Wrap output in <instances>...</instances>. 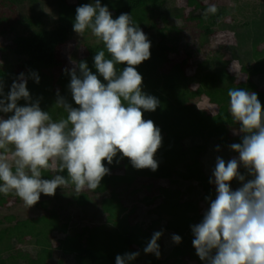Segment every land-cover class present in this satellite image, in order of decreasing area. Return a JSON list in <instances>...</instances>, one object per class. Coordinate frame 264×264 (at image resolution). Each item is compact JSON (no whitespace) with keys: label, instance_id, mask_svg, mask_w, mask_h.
I'll list each match as a JSON object with an SVG mask.
<instances>
[{"label":"trees","instance_id":"obj_1","mask_svg":"<svg viewBox=\"0 0 264 264\" xmlns=\"http://www.w3.org/2000/svg\"><path fill=\"white\" fill-rule=\"evenodd\" d=\"M90 2L94 0H0V35H18L16 44L10 47L11 55L18 58V63L15 68L0 66V81L7 94L13 81L23 73L30 102H39L41 110L48 112L53 121L67 116L62 108L57 107L58 99L63 98L72 107H77L68 87L70 75L66 70L72 68L63 67L58 61L57 48L72 40L80 41L86 48V55L78 57L75 53L73 66L86 62L93 74L98 75L94 56L104 50L103 44L85 43L90 31L83 35L73 31L76 8ZM231 2V6L216 5L217 13L208 14L205 19L210 0L207 3L184 0V6L180 8L176 7L177 0H100L113 19L121 14L131 15L133 23L151 42L150 58L136 70L143 77L142 91L159 101L154 112L143 113V119L152 120L161 131L162 144L154 156L158 168L155 172L137 170L119 153L112 164L105 161L109 174L103 177L98 188L76 192L69 200L71 204L76 202L89 207L95 194L102 195L100 214L105 216V220L97 225L87 219V223L84 220L83 224L82 221L72 224L65 212L62 217V207L47 208L50 204L47 199L36 204L42 210L41 215L19 218L11 210L20 199L14 192L8 195L0 193V211L5 212L0 219L3 227H0V262L6 255L7 264H115L117 255L139 252L130 264H207L196 255L191 228L202 221L208 210L209 200L206 198L215 199L216 188L209 180L213 179L216 158L224 159L223 151L230 149L231 144L241 142L239 125L231 117L228 90L240 88L255 92L264 107V4L259 7L243 0ZM25 3L31 6L30 12L10 21L6 14ZM223 29L229 31L234 42H217L215 36ZM190 31L201 37L193 42L188 39L186 48L180 47V35H189ZM207 45L213 48L209 54L204 51ZM228 45H231L229 60L237 64L236 75L230 73L227 66L230 62H221V67L217 65L226 55L222 49ZM242 47L245 48L243 55L247 57L239 60L234 50L242 55ZM181 52L184 56L178 61L176 57ZM199 55L201 60L193 66L190 60ZM126 66L117 65V70L122 71ZM189 67V72L194 73L187 76ZM32 73L38 75L39 83L32 79ZM99 78L103 82V78ZM189 86L192 91L188 90ZM195 98L205 99L216 108L218 115L230 118L227 124L214 125L215 136L210 140L207 138L208 130L195 129L199 124L197 117H208L197 108V102H193ZM202 99L200 103H203ZM17 103L24 106L26 102L21 99ZM10 115L0 113V118L6 119ZM232 154L238 159V153L232 151ZM241 171L245 182L251 179L242 166ZM57 174L67 175L66 171H57ZM198 174H203L200 180L197 179ZM42 177L54 178L51 169L43 171ZM190 177L197 180L202 191L210 196L185 199V194L192 190L183 191L176 186L179 180ZM140 180L143 182H138ZM159 181L166 182L167 186L156 188ZM230 186L236 190L242 185L233 180ZM68 187L75 190L74 185ZM126 192L135 199H132V204L136 201L149 206L157 198H164L168 205L163 203L148 209V214H154L155 218L147 224H140L136 206L129 209L122 203L121 195ZM139 192L146 194L137 198ZM172 227L177 231L172 234L181 237L179 244L173 242L171 233H165L166 230L171 232ZM158 231L162 232L157 241L159 258L143 251ZM23 243L27 245L21 247ZM14 245L20 249L13 251ZM56 252L62 257L55 258Z\"/></svg>","mask_w":264,"mask_h":264},{"label":"clouds","instance_id":"obj_2","mask_svg":"<svg viewBox=\"0 0 264 264\" xmlns=\"http://www.w3.org/2000/svg\"><path fill=\"white\" fill-rule=\"evenodd\" d=\"M73 31L83 35L90 31L104 50L96 52L94 67L86 62L73 67L69 90L77 107L63 98L57 107L66 118L53 121L39 102H30L27 79L21 73L4 93L0 81V193L15 195L28 208L34 206L41 194L54 196L56 189L74 185L76 192L95 191L119 153L137 170L155 172L154 158L162 144L160 129L152 120L143 119L144 112H154L159 101L142 91L143 77L136 70L150 58L151 42L133 23L132 16L121 14L113 19L107 6L94 0L76 8ZM218 9L210 4L205 12L215 15ZM107 53V56H106ZM127 65L117 70V65ZM77 68L79 72L77 73ZM32 79L39 83L36 73ZM99 77L103 78V82ZM230 113L239 125L241 142L233 143L231 151L238 159L225 162L216 158L213 179L215 199L209 200L202 221L192 226V246L201 261L207 264H264V107L255 92L229 89ZM23 99L24 106H18ZM247 171L248 179L240 174ZM56 168L54 178L44 179L42 172ZM241 187L232 190L231 182ZM70 189L71 198L76 192ZM162 232H155L145 254L160 256ZM179 244L181 237L172 236ZM139 252L117 255L115 264H130Z\"/></svg>","mask_w":264,"mask_h":264},{"label":"rangeland","instance_id":"obj_3","mask_svg":"<svg viewBox=\"0 0 264 264\" xmlns=\"http://www.w3.org/2000/svg\"><path fill=\"white\" fill-rule=\"evenodd\" d=\"M243 1H247V2H250L253 4H257V5H259V7L263 3V1H261V0H243ZM203 2L207 3L208 0H203ZM210 2H211L210 4H215V5H218V4H221L224 6H231V4L233 5V2H231V0H210ZM183 3H184V0H177L176 7H178V8L183 7L184 6ZM6 10L7 9H4V11H6ZM30 10H31V6L28 5V3H25L23 5L16 6L15 8H12V12L11 13L9 12L6 15L9 17L10 21H14L15 19H17L19 17V15L28 14L30 12ZM227 23H229V22H226V24ZM189 35L187 33L180 35V42H179L180 47L183 46L182 48H186L185 42H187L188 39L190 42H193V40H195V38L201 37L200 35L195 34V31H190ZM195 35H197V36H195ZM17 36L18 35H15L14 33H7L4 35H0V48H1V50H0V66L10 67V68L16 67V65L18 63V60H17L18 58L11 55L10 47H12L16 44ZM215 37H216L217 42H222L223 40H225V41L229 40L231 42H234V37L231 35L229 36V31L224 30V29L221 30L219 32V34H217ZM84 42L88 43L90 45L97 44L96 38L93 37L91 35V33L85 37ZM215 48L216 47H214V49ZM229 48H231V45H228L227 48L222 49L223 52H226L225 53L226 55H225V57L222 58V60L220 62H217V65L219 67H221V64H220L221 62H227V63L230 62V64H227V66L229 65L228 67H229L230 73L231 74L235 73V75H236L237 71H238L237 70V64L234 63L236 61L231 62L229 60L231 57L230 52H229V50H230ZM212 49L213 48L210 45H207L204 47V51L207 52V54H209L210 50H212ZM244 50H245V48L242 47V51H243L242 55L238 54V52L234 50V53L236 54L237 57H239V60L246 59L247 55H243ZM75 53L78 57H84L86 55V48L80 41L78 42L76 40H72L69 43H67L66 45H63V46H60L57 48L56 57L63 67L73 68L74 67L73 66L74 61H73L72 57L75 55ZM202 54H203V52H202ZM183 56H184V54L181 52L178 55V57H176V59L178 61H180L183 59ZM200 58H202L201 55H199V57L197 56L196 58L191 59L190 60L191 64L193 66H195L198 63V61L201 60ZM189 69H191V68L189 67L187 69V76L194 73L191 71L189 72ZM192 89L193 88L191 86L188 87L189 91H192ZM4 93L6 94V88L5 87H4ZM197 99L198 98H195L193 100V102L196 101L197 102L196 103L197 108L199 110H203L204 113H206V116H208V117L206 118L205 115L201 116V117H197L199 124H196L195 129L196 130H200V129L208 130L207 138L210 140L212 137L215 136V131L213 130L214 125L221 124V123L227 124V123H229L230 118L227 115H218L216 113V108L209 105V103L205 102L206 101L205 99H202V98H199L198 100ZM201 99L203 100V103H200ZM210 117L212 118V120H210ZM223 154H224L223 156H224L225 162L232 159L234 156L232 154L231 149L224 150ZM208 157H209V155L207 156V158ZM239 171H240V174H242L241 167H240ZM51 172L53 173V176L57 175V169L56 168H52ZM202 177H203V174L197 175V179L199 178V180ZM138 182H143V180H140ZM144 182H146V181H144ZM155 185H156V188L158 186H162V187L167 186L166 182H164V181H159ZM212 186L215 189L214 183H212ZM176 187H178L180 190H183V191H187V189L192 190V191H189L187 194H185V199H193V198L196 199L200 196H202V197H209L210 196L209 194L204 193L202 191V188L200 187V185L197 184V180L193 179L192 177H190V179L188 178L186 180H182V179L179 180V183ZM62 188L58 187L55 191V195L51 196V197L45 196L44 194H42L40 196L39 201H42V200L45 201L46 199L50 200V204L48 203L46 206L47 208H50L53 206L62 207V209H63L62 214H61L62 217H63L64 212H65V216L69 217L68 221L69 222L71 221L72 224H73V222L76 224H78V222H79V224H80L81 221H82L81 224H83V221L85 219L91 220L92 221L91 223H93L95 225H97L98 223L100 224V223L104 222L105 216L100 214L102 195H98V194L94 195L93 194L94 196L92 197V203L89 205V207L88 206H80L76 202H72V204L70 203V201H69L71 199V196L69 195V194H71L70 193V187H62ZM65 189H67V190H65ZM74 192H76V191L74 190ZM145 194H146V192H139L137 194V198H141ZM53 197H56V199L54 200ZM121 199H122V203L127 205L129 209L133 205L136 206V216L138 215L137 222L140 224L142 222L147 224L153 218H155L154 214H148V212H147L148 209H151V208L154 209V207H156L158 205H161V204L166 205L167 204V202L166 203L164 202V200H163L164 198H157L154 201V203L152 205H149V206L147 204H145L144 202H137L136 203V201L134 202V204H132V199H134V198L130 197L129 193H127V192L122 193ZM39 201L36 204H38ZM68 202H69V204H68ZM36 204L34 206L28 208L27 206L24 205L23 201L20 200L18 204H15V207L11 210V212L14 215L18 216L19 218L36 217V216L41 215V213H42V210L38 209L36 207ZM81 212H83V213H81ZM4 213L5 212L3 210L0 211V219L2 218ZM87 220H85L84 222L87 223ZM129 221H131V219H129ZM0 227L3 228L2 226H0ZM165 233L175 234V233H177V231L172 227L171 232L166 230ZM26 245H27V243H26ZM26 245L23 243L21 247H25ZM13 247H14L13 251L20 249L19 246L14 245ZM3 256L4 257L2 258L0 264H7L6 258H5L6 255H3ZM54 257L60 258L62 256L58 252H56Z\"/></svg>","mask_w":264,"mask_h":264},{"label":"water","instance_id":"obj_4","mask_svg":"<svg viewBox=\"0 0 264 264\" xmlns=\"http://www.w3.org/2000/svg\"><path fill=\"white\" fill-rule=\"evenodd\" d=\"M73 192H74V191H72V195H73Z\"/></svg>","mask_w":264,"mask_h":264}]
</instances>
